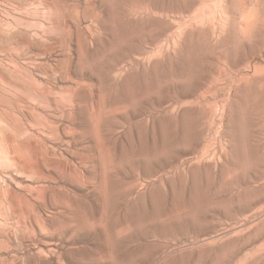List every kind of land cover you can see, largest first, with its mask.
Masks as SVG:
<instances>
[{
  "label": "rangeland",
  "instance_id": "rangeland-1",
  "mask_svg": "<svg viewBox=\"0 0 264 264\" xmlns=\"http://www.w3.org/2000/svg\"><path fill=\"white\" fill-rule=\"evenodd\" d=\"M0 264H264V0H0Z\"/></svg>",
  "mask_w": 264,
  "mask_h": 264
}]
</instances>
